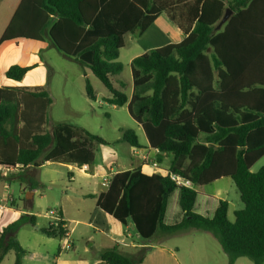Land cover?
Returning a JSON list of instances; mask_svg holds the SVG:
<instances>
[{
  "label": "trees",
  "instance_id": "1",
  "mask_svg": "<svg viewBox=\"0 0 264 264\" xmlns=\"http://www.w3.org/2000/svg\"><path fill=\"white\" fill-rule=\"evenodd\" d=\"M228 9L234 14L218 31ZM163 12L186 37L131 61L129 96L117 78L124 70L118 61L124 37L139 26L146 31ZM19 39L49 41L89 70L110 94L105 103L126 106L142 126L149 147L159 150L157 162L170 159L167 174H147L141 167L114 174L97 207L124 226L131 223L144 241L156 233L210 231L229 264L241 257L264 264V166L252 172L264 156V0H21L0 46ZM34 68L14 64L0 72V167L22 165L11 180H21L30 191L44 186L37 174L41 160L92 164L94 152L87 142L106 144L67 124L47 132L53 98L45 87L2 86L1 78L20 82ZM85 77L86 93L96 101ZM122 141L142 147L133 130L124 131ZM171 174L188 179L192 187L176 186ZM222 178L234 182L243 204L234 221L226 200L218 202L212 218L194 212L195 189ZM177 190L183 218L166 225L168 202ZM36 219L25 214L0 233V264L10 251L15 264H23L17 233ZM42 232L49 238L65 235L60 226ZM147 251L141 248L132 257L114 245L99 257L104 264H142Z\"/></svg>",
  "mask_w": 264,
  "mask_h": 264
},
{
  "label": "rangeland",
  "instance_id": "2",
  "mask_svg": "<svg viewBox=\"0 0 264 264\" xmlns=\"http://www.w3.org/2000/svg\"><path fill=\"white\" fill-rule=\"evenodd\" d=\"M17 3L18 0H5L0 4V34L5 27L4 24L11 18ZM124 39L125 48L118 58L124 70L117 78L126 85L122 91L130 95L132 87L130 63L135 57L145 55L150 50H147L148 45L142 42V38L135 34L128 33ZM49 46L39 55L41 61L44 62L43 70L28 74L20 83V85L27 86L43 82L44 87L53 94L49 123L45 124V130L52 132L61 124H67L71 129L84 128L106 142V144L91 140L87 142L88 147H91L97 156L96 164L99 165L100 162L105 161L117 172L133 168L130 155L132 146L123 142L122 137L124 131L133 130L140 144L147 146L148 143L141 126L130 116L126 106L119 107L103 103V98L110 94L103 84L89 73L90 82L97 96V101L91 100L85 88L86 70L65 57L51 44ZM78 136L84 137L81 134ZM146 158L141 169H144L146 162L152 164V161H156V155H151L149 151L146 152ZM40 164L41 167L37 174L44 186L38 188L36 192L30 191L29 186L19 179L11 180L14 174L21 171L0 170V204L6 206L5 209L0 210V233L28 211L37 219L35 225L27 223L17 233V239L25 252L23 264H52L59 253L62 254L63 259L67 260H80L82 256H89L93 260L97 256L98 245L107 240V235L110 234L109 229L117 225L122 232L125 228L114 217L108 220L106 216L109 215L104 212L96 219L98 213L94 201L84 196L85 193L104 188L103 185L101 186L102 181L85 179L82 172L74 170L72 165L66 161L41 160ZM263 166L264 156L253 165L252 172H258ZM159 168L154 167L153 170L167 174L165 171L170 169V159L165 160L164 158ZM69 173H74L76 178L71 179ZM88 180L92 182H87ZM195 190L199 193L194 206V212L197 214L212 218L217 201L226 200L229 203V219L234 221V212L243 208L239 192L230 178H222L216 183L197 187ZM34 192L30 208L26 209V198L28 196L30 199V195ZM205 195L211 197L206 198ZM179 197L177 192L169 199L165 224H175L182 220L183 213L179 206ZM80 207L84 209L82 214L77 211ZM61 208L65 209L70 220H74L69 223L71 228L74 227L72 235V242H75L74 250H62L61 246L58 247L62 241L61 238H49L42 232V228L49 226L48 212L58 211ZM76 220H80V223L74 225ZM89 222H92V225H88ZM94 242L97 245L91 248L89 245ZM151 243H156V240L153 239ZM162 244L172 251L178 248L177 258L182 264H229L228 254L222 250L219 240L210 231L192 229L189 232H178ZM15 259V252L10 251L2 264H15ZM235 264H254V262L241 257L236 260Z\"/></svg>",
  "mask_w": 264,
  "mask_h": 264
},
{
  "label": "crops",
  "instance_id": "3",
  "mask_svg": "<svg viewBox=\"0 0 264 264\" xmlns=\"http://www.w3.org/2000/svg\"><path fill=\"white\" fill-rule=\"evenodd\" d=\"M4 2H5V0H2L0 2V4H2ZM20 2H21V0H18V3L14 7L11 18L9 19L8 22H6L4 24L5 27L2 29V33L0 34V37L5 32L6 28H8V26H9V24L13 18L16 7ZM232 10L233 11H232L231 16L234 14V9H232ZM223 26H222V28H223ZM130 33L135 34L139 38H142V42L144 41L145 44L148 45L147 50H150V51L153 49L165 46L167 44L170 45V44L180 43L186 37L185 32L182 29H180L173 21H171L169 19L168 15L164 12L160 13L157 16L154 23L146 31H141L140 26H139L138 28H136L134 31H132ZM49 45H50L49 41L36 42V41H31V40H26V39H19V40L7 43L3 46L1 45L0 46V72H1V74L3 75L14 64H18L20 66H25V67H29V66L34 65L36 68H34L29 74L37 72V71H42L44 62L41 61V59L39 58V55ZM89 73H91V72L86 69V74H87L86 76L88 77V79L90 78ZM25 78H26V76H24V78L20 82L14 81V82H16L14 84L11 83L12 80L1 78V84L4 87H9V86H17V87L21 86L24 88L44 87L43 82H40V84H35V85L34 84H30L27 86L20 85V83H22L23 80H25ZM5 80L7 82H5ZM9 81H11V82H9ZM131 86H132V79H131ZM119 89L122 91V88H119ZM131 93H132V87L130 89V95L129 94L128 95L131 96ZM50 95L53 98V94L51 92H50ZM108 97H110V95L105 96L103 98V103H105V101H104L105 98H108ZM93 101H95V100H93ZM96 101H97V96H96ZM82 129H84V128H82ZM135 150H137V152L134 154L133 151H135ZM147 151H149L151 155H153L155 153L154 152L155 149L150 148L148 144H147V146H142L141 148H133L132 147V151L130 152V155L132 158L133 168L121 170L118 172L114 171V168L112 166H108L105 163V161H103L104 163L100 162L99 165L96 164V162L98 160H97V156L95 155V153H94V162L92 164L79 165V164H73V163L69 162L72 165V168L74 170H79L80 172H82L81 174L83 175V177H85V179L86 178L87 179H93V180L100 179L102 181L101 186L103 185L104 188L95 189L97 191H93L94 193L89 192V193L84 194L85 198H90L92 201H94V205H95L96 211L98 213L96 216V219L101 215L102 212L106 213L105 211H103L102 209L97 207V198L102 193H105L108 190V185L105 183V179L106 178L111 179V177L116 173L118 174V173L123 172V171H128V170H132L135 168H140L145 162L142 159V156L146 155ZM168 159L169 158H167V157L165 158V160H168ZM153 168L154 167L150 163L146 162V165L144 166V169L142 168V170L147 174L160 173L159 171L153 170ZM107 169H108V171H107ZM158 169H160V168L158 167ZM90 171H92V173ZM163 171H165V170H163ZM165 172L168 173L169 170H167ZM69 177L71 179L76 178V175L74 173H69ZM40 182H42V181H40ZM87 182H92V181L88 180ZM216 182H214V183H216ZM36 191L37 190H35V192ZM35 192L31 195L28 194L31 196V198L28 200L31 201L33 199ZM177 192L180 196L179 190L175 191V193H177ZM205 196H206V198L211 197L209 195H205ZM219 201H217V207H218ZM217 207H216V209H217ZM215 210L213 212V215L215 213ZM58 211L62 213V217L64 219L63 221L68 224V226L70 227V230H72V235H73L74 227L71 228L69 223H70V221H74V220L73 219L70 220V218L67 215L64 208H61ZM77 211L79 214H82L84 209H83V207H80V208H77ZM167 213H168V206H167L166 216H167ZM26 214H30V213L26 211ZM106 214L109 215V216H106V217H108L107 218L108 220L113 218L112 215H110L108 213H106ZM30 215H32V214H30ZM166 216H165V222H166ZM79 223H80V220H76L74 222V225L79 224ZM88 225H92V222H89ZM166 225H173V224H166ZM124 227L125 228L122 232L119 230L117 225L114 226V228L109 229L110 234L107 235L108 236L107 240L104 242H101V244L98 245V247L96 248L97 249L96 250L97 256L93 260H91L89 256H82L80 258V260H67V259H63L62 254L59 253L58 256H56L54 263H52V264H104L100 261V257H99L100 253L104 249L111 248L114 245L119 247V249L123 253H125L129 256H132V257L135 256L137 251H139L141 248H147L148 251H147L145 260L142 264H182L180 259L177 258V252H179V249L175 248L176 251H172L170 248L163 246L162 243L165 240H167L168 238H170L171 236L176 235L178 232H189L191 230L178 231L177 233L172 234V235H168V236H164L162 233H156L151 240L144 241V240L140 239L139 235L136 233V231H135V229L131 223H128ZM52 238H55V237H52ZM153 239L156 240V243H151V241ZM60 240H62V239H60ZM62 244H63V241H61V243L58 244V247L61 246ZM95 245H97L96 242H94L92 245H89V246H91V248H94ZM74 249H75V242H73L71 250H74Z\"/></svg>",
  "mask_w": 264,
  "mask_h": 264
},
{
  "label": "built area",
  "instance_id": "4",
  "mask_svg": "<svg viewBox=\"0 0 264 264\" xmlns=\"http://www.w3.org/2000/svg\"><path fill=\"white\" fill-rule=\"evenodd\" d=\"M158 151L159 150H155L154 154H158ZM137 152V150L133 151V153L135 154ZM142 159L144 161H146V155L142 156ZM153 167L155 168H158L159 167V163L156 161H152V164H151ZM20 168H24L22 165L20 166H17V167H0V170H5L6 172L8 171H20L21 169ZM169 178L171 181H173L176 186L178 187H188V188H191L192 187V184L190 181H188V179L184 178V177H181V175H177V174H171L169 175ZM105 183L109 186V183H110V179L106 178L105 179ZM6 206L5 205H1L0 204V210H3L5 209ZM48 217L50 219V223L49 225L54 227V228H58L59 226L62 227L63 229H65V235L64 237L62 238V241H63V244L61 245V249L62 250H65V251H69L71 250L72 248V230H70V227L68 226V224L66 222H64L63 220V217L61 215V213L59 211H54V210H51L48 212ZM62 222H64L62 224Z\"/></svg>",
  "mask_w": 264,
  "mask_h": 264
},
{
  "label": "water",
  "instance_id": "5",
  "mask_svg": "<svg viewBox=\"0 0 264 264\" xmlns=\"http://www.w3.org/2000/svg\"><path fill=\"white\" fill-rule=\"evenodd\" d=\"M232 11H233L232 9H228L225 11L223 18L217 27V30H220L222 28V26L228 21V19L230 18L231 14H232ZM26 199L28 200V196Z\"/></svg>",
  "mask_w": 264,
  "mask_h": 264
}]
</instances>
